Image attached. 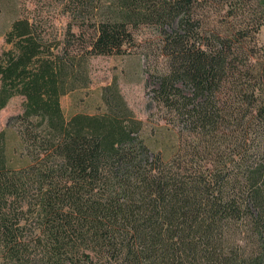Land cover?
<instances>
[{
    "label": "trees",
    "instance_id": "1",
    "mask_svg": "<svg viewBox=\"0 0 264 264\" xmlns=\"http://www.w3.org/2000/svg\"><path fill=\"white\" fill-rule=\"evenodd\" d=\"M72 3L90 30L19 19L0 53V110L24 99L16 144L0 132V264H264V0ZM141 25L159 36L145 57L162 124L116 83L100 113L67 118L90 59Z\"/></svg>",
    "mask_w": 264,
    "mask_h": 264
},
{
    "label": "rangeland",
    "instance_id": "2",
    "mask_svg": "<svg viewBox=\"0 0 264 264\" xmlns=\"http://www.w3.org/2000/svg\"><path fill=\"white\" fill-rule=\"evenodd\" d=\"M72 1L0 0V53L9 48L6 44V35L11 30L13 22L19 19L38 18L43 22L47 21L48 31L59 37H63L69 26H72L76 34H79L81 29L90 30V23L83 24L72 19ZM204 6L196 11L202 14L208 9V7L202 9ZM219 15L224 17L226 13L223 10L219 14V10H214L211 19L217 20ZM130 30L134 36V43L125 46L123 54L96 56L90 59L89 88L80 89L61 98V106L67 118L78 113L93 115L100 113L104 109L102 89L116 83L129 108L138 119L146 123L149 132H152L156 124L161 123V112L156 103L151 101L154 87L149 83L148 63L145 57L147 50L156 49L159 42L158 32L151 25L131 27ZM256 40L258 47L264 50V25L256 35ZM155 60L152 64L158 62V57ZM23 102L22 97H15L0 110V132L10 128L8 136L12 146L18 141L15 126L17 117L23 114Z\"/></svg>",
    "mask_w": 264,
    "mask_h": 264
}]
</instances>
